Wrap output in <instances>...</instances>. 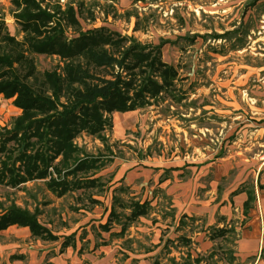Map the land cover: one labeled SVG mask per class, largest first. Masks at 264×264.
<instances>
[{"label":"rangeland","instance_id":"374dc122","mask_svg":"<svg viewBox=\"0 0 264 264\" xmlns=\"http://www.w3.org/2000/svg\"><path fill=\"white\" fill-rule=\"evenodd\" d=\"M67 2L78 21L63 22L68 38L106 27L149 51L160 44V59L177 76L171 92L151 105L107 113L104 141L87 132L74 138L79 156L97 159L67 175L62 195L46 185L57 177L52 167L44 179L0 182V212L12 203L36 212L60 237L53 241L9 226L0 231V264H45V250L46 256L65 252L64 237L78 254L115 240L117 255L150 249L158 264H253L252 257L239 255L248 215L233 197L255 192L263 172L264 0H44ZM13 9L11 0H0V20L15 38L0 42V52L8 51L17 72L44 89L43 73L60 70L62 60L29 49V32L21 30ZM87 67L102 77L112 71ZM147 67L140 62L136 69ZM19 113L12 98L0 95V141ZM6 147L0 169L3 159L11 162L18 154L14 140ZM68 165L60 166L61 175ZM133 203L147 213L131 217ZM85 217L95 222H83ZM107 220L111 232L98 226Z\"/></svg>","mask_w":264,"mask_h":264},{"label":"trees","instance_id":"16d2710c","mask_svg":"<svg viewBox=\"0 0 264 264\" xmlns=\"http://www.w3.org/2000/svg\"><path fill=\"white\" fill-rule=\"evenodd\" d=\"M11 3L14 19L22 31L29 32L26 39L29 49L57 55L62 65L60 70L45 71L46 88L35 89L17 72L12 55L8 51L0 52V95L13 97V105L20 109L0 141V152L6 151L9 140L17 142L18 147V154L11 162L7 160L10 157L1 162L0 182L16 186L28 180L44 179L52 167L57 177L51 176L46 185L62 195L68 188L67 175L92 166L97 159L79 156L81 149L74 138L87 132L104 141L101 132L110 124L107 113L151 105L162 92H171L177 70L160 59V44L149 51L135 39L106 27L78 31L76 37L68 38L63 22L70 20L78 24L72 2L55 6L44 0H11ZM14 41L0 20V42ZM122 42L128 45H121ZM152 51L154 55L149 58ZM130 57L136 61L129 64ZM140 62L149 68L137 71ZM88 63L112 68L110 76L92 73ZM64 163H69V172L63 176L60 166ZM254 198L252 192L247 193L244 212ZM146 212L141 203L130 207L131 217ZM12 224L27 226L32 234L44 238H57L38 220L36 212L14 203L0 212V230ZM101 226L107 228V224Z\"/></svg>","mask_w":264,"mask_h":264},{"label":"crops","instance_id":"0c3cea01","mask_svg":"<svg viewBox=\"0 0 264 264\" xmlns=\"http://www.w3.org/2000/svg\"><path fill=\"white\" fill-rule=\"evenodd\" d=\"M12 101H13V97H12ZM263 164H260L259 166V168H261L259 170H263L262 175H260L261 180L259 181V185L255 187V192L254 190L252 191L255 198L252 202L251 207L247 211V215H248L247 227L242 232V238L240 239L238 245L239 255L242 257H252V259L254 260L253 264H264V165ZM187 167L190 168V165L189 166L187 165ZM248 192L249 191H240L237 194H235L233 200H235L238 206L242 205L243 207L244 202L247 199ZM112 212L113 209L110 210L109 214H111ZM220 212H223L222 208L220 209ZM144 214L145 213L139 214L137 215V217ZM83 219H84L83 222L87 221L90 224L95 222L92 219H89V217L88 218L85 217ZM80 222H81L80 220L75 222V225H78ZM103 224H107V228H102L101 225ZM12 225L17 226V224H12ZM9 226H7L6 228H8ZM98 226L102 231L104 230L111 232L110 230H112L110 228L108 220L106 222L100 223ZM21 227L27 228L29 230L27 226H21ZM122 230L123 229L121 228L118 231L120 236L122 235ZM52 233L56 235L54 232ZM56 236H57L56 239H50V240L58 241L60 237L58 235ZM41 237L44 238L43 236ZM114 242L115 240H113L111 244L110 243L107 244L105 241H103L102 243L96 244L95 246L94 245L91 246L90 249L85 250L84 253L78 254L73 252L74 245L69 244L66 240V237H64L61 244L63 246H66L65 252L59 253L57 255L52 254L46 256V250H45L43 252L44 253L43 258H45V264H158L157 262H159L158 260L155 259L154 256L151 255L152 251L150 249H144L138 252L136 250L134 252H131L121 248L122 249L121 253L123 254V257H121V254L117 255L115 253L116 249L113 247L119 245H114Z\"/></svg>","mask_w":264,"mask_h":264}]
</instances>
